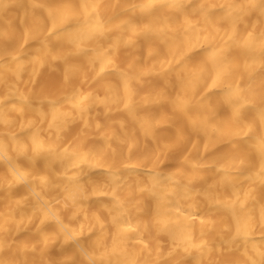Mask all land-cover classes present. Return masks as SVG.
I'll return each mask as SVG.
<instances>
[{"label":"bare ground","instance_id":"obj_1","mask_svg":"<svg viewBox=\"0 0 264 264\" xmlns=\"http://www.w3.org/2000/svg\"><path fill=\"white\" fill-rule=\"evenodd\" d=\"M0 264H264V0H0Z\"/></svg>","mask_w":264,"mask_h":264}]
</instances>
